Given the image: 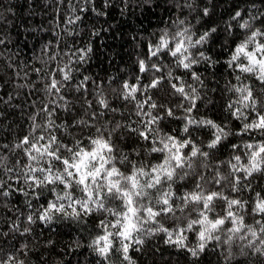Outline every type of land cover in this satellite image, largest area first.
<instances>
[{
    "label": "trees",
    "instance_id": "obj_1",
    "mask_svg": "<svg viewBox=\"0 0 264 264\" xmlns=\"http://www.w3.org/2000/svg\"><path fill=\"white\" fill-rule=\"evenodd\" d=\"M205 8L209 10L207 16L203 14ZM237 11L241 12V18L233 20ZM76 16L80 19L75 20ZM253 17L256 19L253 20ZM70 19L75 22L69 23ZM181 20L184 21L182 25L179 23ZM246 20L252 23L253 28H264V0H0V41H3L0 43V156L8 158L9 167L19 169L26 163L22 151H13V146L30 132V117L45 105L53 107L50 104L53 99L57 100V105L51 119L57 125L68 127L67 130L59 128L52 131L64 143L95 133V127L76 126L74 121L80 118L90 120L85 113L86 101L93 102L89 111L101 110L95 104L97 93H102L110 107L118 110L115 113L105 112L103 118L94 122L97 127L106 125L111 128L120 123L142 128L138 123L141 117L136 115V101H143L149 96L158 105L173 108L176 116L184 115L183 109L176 105L183 103L187 107L188 102L173 92L167 79L169 71L173 78L181 77L185 85L197 89L201 99L196 101L197 108L192 116L212 119L227 125L226 131L238 132L241 122L231 116L227 105L236 99V95L228 89L231 84L238 83L235 76L239 73L230 69L226 62L236 44L248 34L247 30L238 26ZM211 28H216V32L211 34L208 42L190 50L197 59L199 52L210 58L193 65L192 70L200 75L202 84L194 81L188 70L177 67L174 57L165 53L157 57L150 55V46L158 42L164 31L173 34L177 30L188 29L194 41ZM88 48L91 51L81 62L80 50ZM53 56L56 57L54 60ZM141 60L145 61L149 71H139ZM153 64L162 71L155 72L151 68ZM65 65L72 70V80L61 89L60 95L64 98L61 101L59 97L50 96L45 85L50 83L49 77L53 73L56 79H61L58 69ZM159 76L165 79L158 88L138 92L135 101L123 99L125 81L134 84L139 78L141 85H147ZM85 77H88L87 81H84ZM82 81L83 87L77 91ZM172 82L180 83L175 79ZM245 82L251 83L257 94L264 89V85L255 78H247ZM65 103L70 111L60 106ZM156 111L164 115L160 109L154 110L153 114ZM46 119L41 113L37 122L45 124ZM183 123L182 120L168 118L161 121L160 128L163 133L183 138L186 135L181 131ZM191 131V138L198 144L201 141L206 144L211 139V133L206 128L196 130L193 127ZM36 134H40L39 130ZM114 139L119 151L128 154L131 160L153 163L158 159V154L149 157L147 149L151 145L127 128H122ZM248 141L246 135L229 136L213 150L211 162L228 160L233 155L243 156V148L234 152L231 145H242ZM133 150L140 155L136 156ZM121 170L127 172L130 168L121 166ZM221 170L227 173L228 168L224 166ZM198 171L209 175L211 170ZM18 175V172L6 173L0 168V182L4 184V188L0 189V259L12 254L24 264H107L91 246L92 240L100 234L96 225L104 218L103 215L94 214L81 220L60 218L42 222L37 218L39 211L53 198L52 194L45 190L37 199L32 189L17 181ZM195 179L180 182L183 185L180 191H191ZM249 179L252 191L245 190L241 196L250 202V209L256 193L264 195V175L256 173ZM208 187L213 188L211 185ZM21 188L29 195L19 191ZM3 191H8L9 195L4 196ZM225 193L235 195L227 189ZM29 215L33 216V223L28 222ZM108 218L111 219L110 216ZM257 219L261 217L245 216L248 224H254ZM164 223L171 226L170 221ZM25 228L30 231L25 233ZM188 235L189 246H195V236ZM143 238L145 243L134 246L129 252L135 264H264V256L246 247V241L235 240L230 248L216 246L213 241L205 252L192 257L185 249L166 244L164 233ZM21 245H26V248L20 250ZM136 247L140 250L136 251ZM229 252L231 256L225 259ZM112 261L114 264H127L118 253L113 255Z\"/></svg>",
    "mask_w": 264,
    "mask_h": 264
},
{
    "label": "snow or ice",
    "instance_id": "obj_2",
    "mask_svg": "<svg viewBox=\"0 0 264 264\" xmlns=\"http://www.w3.org/2000/svg\"><path fill=\"white\" fill-rule=\"evenodd\" d=\"M203 14L207 16L209 10L205 8ZM238 18H241L239 11L232 19ZM79 19V16L75 17V20ZM75 20L70 19L68 22L74 23ZM179 23L182 25L184 21ZM238 26L247 30L248 34L236 44L226 62L230 69L239 73L235 76L238 83L231 84L228 89L236 95V99L227 105L231 116L241 122L238 132L226 131L227 125L218 124L212 119H197L192 116L197 108L196 101L201 97L197 89L185 85L181 77L173 78L171 71L167 73V79L173 92L188 102L187 107L183 103L176 105L177 108L183 109L182 116H176L173 108L164 104L158 105L149 96L143 101H136V115L141 117L138 123L142 128H131L130 125L120 123L111 128L106 125L97 127L94 122L103 118L105 112L118 111L110 107L109 101L102 93H97L95 104L101 110L89 111L93 108V102L86 101L85 113L90 120L80 118L74 121L76 126L95 127V133L87 138H74L71 143H64L52 131L59 128L67 130L68 127L57 125L51 119L56 112L54 106L57 105V100L50 101L53 107L45 105L34 113L30 117V132L12 149L21 150L26 163L19 169L15 166L9 167L8 158L0 156V168L6 173L18 172L17 181L32 189L37 199L45 190L52 194L53 198L47 201L46 206H41L37 218L47 223L60 218L81 220L82 217L94 214L103 215L104 218L96 225L100 234L92 240L91 246L107 264H114L112 257L117 253L122 257V261L135 264L129 255L130 249L143 245V237L159 233L165 234L166 244L185 249L192 257H198L205 252L213 241L216 246L224 245L230 248L235 240L246 241V247L264 256V195L257 192L251 201L250 209V202L241 196L245 190L252 191L249 178L256 173L264 175V99H261L264 89L257 94L251 83L245 82L247 78H255L264 85V28H253L252 23L247 20ZM215 32L216 28H211L193 41L188 29L177 30L173 34L164 31L158 42L150 46V55L157 57L165 53L174 57L177 67L188 70L192 79L202 84L200 75L192 70L193 65L210 58L199 52L197 59L190 50L206 44ZM80 51L82 54L79 60L83 62L86 53L91 49ZM51 58L54 60L56 57ZM151 68L155 72L162 71L156 64L151 65ZM36 71L39 72V69ZM58 71L61 79H56L53 73L49 77L50 83L45 87L50 96L59 97V100L63 101L61 89L65 87L66 82L72 80V70L65 65ZM139 71H149L144 60L139 62ZM164 79V76L155 77L147 85H141L139 78L134 84L125 81L122 97L126 101H135L138 92L156 89ZM173 79L180 83H173ZM87 80L88 77H85L84 81ZM82 87L83 81L76 90L79 91ZM60 106L65 111H70L66 103ZM157 109L163 110L164 115H161L160 111L153 114ZM41 113L47 117L45 124L37 122ZM168 118L184 122L181 131L186 134L185 137L162 132L160 123ZM193 127L196 130L208 129L211 139L206 144L203 141L198 144L191 138ZM122 128H127L142 141L150 144L147 155L151 157L152 154H158L156 162L131 160L128 154L120 152L114 137ZM38 130L39 135L36 134ZM231 135L249 137V141L242 145H231L234 152L243 148V156L233 155L228 160L212 163L213 150ZM120 138L123 139L122 136ZM135 155L140 154L135 152ZM16 164L19 165L20 161L17 160ZM121 166L130 168V171H122ZM224 166L228 168L227 173L221 170ZM198 169L211 171L209 175H205ZM189 178H196L192 190L181 192L183 185L180 182ZM209 185L213 188H209ZM3 188V182H0V189ZM215 188L219 190H214ZM225 189L235 195L226 194ZM19 191L25 196L29 195L23 188ZM3 195L8 196L9 192L3 191ZM218 209L221 211L218 212ZM248 214L259 216L261 219L254 220V224H248L245 221ZM27 220L29 223L34 222L32 215H29ZM164 221H170L171 226H165ZM28 231L30 229H24L25 233ZM189 233L196 238L195 246H189ZM24 248L26 245L20 246V250ZM135 250L140 249L136 247ZM230 256L229 252L225 259ZM0 264L24 262L9 254L0 259Z\"/></svg>",
    "mask_w": 264,
    "mask_h": 264
}]
</instances>
